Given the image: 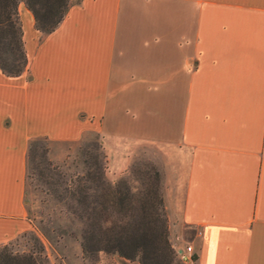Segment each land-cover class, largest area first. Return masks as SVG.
Wrapping results in <instances>:
<instances>
[{
	"label": "crops",
	"instance_id": "obj_1",
	"mask_svg": "<svg viewBox=\"0 0 264 264\" xmlns=\"http://www.w3.org/2000/svg\"><path fill=\"white\" fill-rule=\"evenodd\" d=\"M17 12L26 65L0 69V245L31 226L29 141L93 131L115 170L146 150L191 264H264V0H78L47 32Z\"/></svg>",
	"mask_w": 264,
	"mask_h": 264
},
{
	"label": "trees",
	"instance_id": "obj_2",
	"mask_svg": "<svg viewBox=\"0 0 264 264\" xmlns=\"http://www.w3.org/2000/svg\"><path fill=\"white\" fill-rule=\"evenodd\" d=\"M19 1L31 11L34 26L41 32L50 31L71 4L67 0H0V69L7 75L21 73L26 65L17 12ZM103 173V167L93 160L80 174L89 184L80 183L79 174L72 180L70 193L75 204H69V208L82 222L81 255L95 259L98 251H104L136 259L139 264H176V252L167 238L157 170H150V181L141 182L136 188H131L122 177L109 182ZM87 188L94 192L89 200L85 198ZM0 264L38 263L30 252H15L3 243Z\"/></svg>",
	"mask_w": 264,
	"mask_h": 264
},
{
	"label": "rangeland",
	"instance_id": "obj_3",
	"mask_svg": "<svg viewBox=\"0 0 264 264\" xmlns=\"http://www.w3.org/2000/svg\"><path fill=\"white\" fill-rule=\"evenodd\" d=\"M67 1L72 3L78 0ZM146 153L141 146H136L130 162L115 170V166H109L100 135L96 132L87 131L79 139L72 141H52L42 137L29 141L25 163L24 199L31 226L6 243L12 251L30 252L38 264H117L115 259L120 256L117 253L98 251L95 259L81 255L79 231L82 222L69 208V204H75V199L70 193L72 180L96 160L103 167L105 180L112 182L122 177L131 188L139 187L141 182L144 184L150 181L148 173L156 169ZM79 182L89 184L83 175ZM158 189L161 194L159 174ZM92 193V189L87 188L86 200L92 197ZM165 222L167 238L176 252V248L189 242L179 241L176 231L169 227L167 220ZM176 254L174 253L176 264H187Z\"/></svg>",
	"mask_w": 264,
	"mask_h": 264
},
{
	"label": "built area",
	"instance_id": "obj_4",
	"mask_svg": "<svg viewBox=\"0 0 264 264\" xmlns=\"http://www.w3.org/2000/svg\"><path fill=\"white\" fill-rule=\"evenodd\" d=\"M178 258L184 263L191 264L193 262V248L187 243L182 247L176 248Z\"/></svg>",
	"mask_w": 264,
	"mask_h": 264
}]
</instances>
